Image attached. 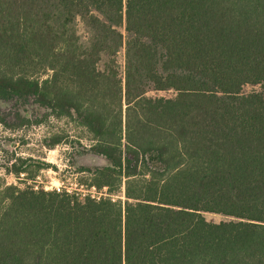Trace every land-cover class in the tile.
I'll list each match as a JSON object with an SVG mask.
<instances>
[{"label": "trees", "instance_id": "trees-1", "mask_svg": "<svg viewBox=\"0 0 264 264\" xmlns=\"http://www.w3.org/2000/svg\"><path fill=\"white\" fill-rule=\"evenodd\" d=\"M248 86L264 88V0H0V101L77 120L106 162L81 170L89 186L125 199L0 179V264H264V94Z\"/></svg>", "mask_w": 264, "mask_h": 264}, {"label": "rangeland", "instance_id": "rangeland-1", "mask_svg": "<svg viewBox=\"0 0 264 264\" xmlns=\"http://www.w3.org/2000/svg\"><path fill=\"white\" fill-rule=\"evenodd\" d=\"M77 29L85 41L88 31L81 21L78 22ZM119 61L124 64V51L120 53ZM244 91L264 94V88L259 86H248ZM149 96L172 98L175 93L150 92ZM56 136L61 137L63 142L51 149L48 144ZM92 143L91 134L75 119L56 118L49 110L33 105L32 100L25 105L16 100L0 101V179L5 184L22 189L42 187L44 190L47 188L46 191H52L64 183L66 191L77 193L82 198L83 195L94 194L89 186V176L81 170L103 167L106 162L89 151ZM16 159L26 160L27 165H32V171L37 165L45 166L33 178L30 174H22L17 178L7 170ZM98 193L102 194V198L111 196L115 200H125L123 189L113 196L108 189L98 190ZM205 217L215 223L229 220L212 214H206Z\"/></svg>", "mask_w": 264, "mask_h": 264}, {"label": "built area", "instance_id": "built-area-1", "mask_svg": "<svg viewBox=\"0 0 264 264\" xmlns=\"http://www.w3.org/2000/svg\"><path fill=\"white\" fill-rule=\"evenodd\" d=\"M63 185L64 183H61L59 187L56 188L55 191L61 193V192H67V193H70L69 191H66L64 188H63ZM38 189V187L36 188V190ZM47 190V188L45 189ZM104 190H106V188H104ZM54 191V190H52ZM92 193L94 194H89V195H83V198H86V197H91L93 199H96V200H100L102 198V194L98 193V189L96 187H92ZM95 193L99 194L98 196L95 195Z\"/></svg>", "mask_w": 264, "mask_h": 264}]
</instances>
